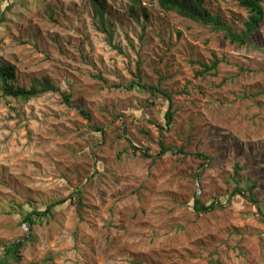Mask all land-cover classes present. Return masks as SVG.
<instances>
[{
	"label": "rangeland",
	"instance_id": "374dc122",
	"mask_svg": "<svg viewBox=\"0 0 264 264\" xmlns=\"http://www.w3.org/2000/svg\"><path fill=\"white\" fill-rule=\"evenodd\" d=\"M103 1L111 36L91 0H0L15 84L58 88L0 96V258L24 241L7 264H264V20L238 44L151 0L138 20L134 0ZM205 6L243 31L237 0ZM133 82L171 95V125L166 98Z\"/></svg>",
	"mask_w": 264,
	"mask_h": 264
},
{
	"label": "trees",
	"instance_id": "16d2710c",
	"mask_svg": "<svg viewBox=\"0 0 264 264\" xmlns=\"http://www.w3.org/2000/svg\"><path fill=\"white\" fill-rule=\"evenodd\" d=\"M11 1V0H8ZM157 3L160 9L164 12H173L177 15L192 20L198 24L206 25L217 31H225V36L234 43L246 44L249 43L251 37L255 32L260 29L261 23L264 20V9L261 5L262 0H237L238 4L248 11V18L244 22V28L241 33H235L227 27L218 16L212 14L205 6V0H151ZM9 3L3 10H0V25L5 21V11L9 10ZM93 12L97 20V27L104 33H108L111 36V31L108 28L109 23L105 20V5L103 0H91ZM134 7H139L141 14L147 17L145 7H143L138 0H134L129 8L130 14L136 20L139 19V12ZM218 64L217 60H214L210 65H203V69L199 74H205L208 71L215 69ZM15 66L6 62L0 61V96L10 97L12 99L26 102L31 98H34L41 93L48 91H58V88L52 85L47 79H44L42 83L32 84L26 88L15 84ZM132 85L138 86V88L152 89L153 92L162 95L167 100V109L164 113L165 125L169 126L173 120L172 111V97L166 93L159 86H145L140 85L139 82H133ZM63 100L69 102V95L61 93ZM82 112V111H81ZM162 149H165L161 144ZM201 156V155H200ZM239 167L235 166L234 174L238 175ZM78 201L80 199L78 198ZM65 200L57 201L47 204L43 210H26L24 212L23 221L28 222L30 226L36 223H40L41 219L50 218L54 215V212L59 206L63 205ZM193 208L197 211H210L214 208L213 202L204 205L201 204L196 198L193 200ZM260 214L264 217V213L259 208ZM31 236V235H30ZM29 237V236H28ZM24 241H18L11 245L4 247L3 256L0 258V264H7L9 259L18 260V249L23 245ZM213 264V263H211Z\"/></svg>",
	"mask_w": 264,
	"mask_h": 264
},
{
	"label": "built area",
	"instance_id": "2783aa9c",
	"mask_svg": "<svg viewBox=\"0 0 264 264\" xmlns=\"http://www.w3.org/2000/svg\"><path fill=\"white\" fill-rule=\"evenodd\" d=\"M25 229H27V227Z\"/></svg>",
	"mask_w": 264,
	"mask_h": 264
}]
</instances>
